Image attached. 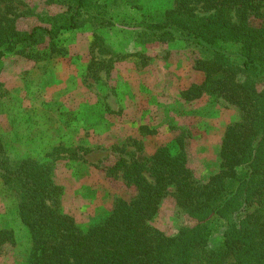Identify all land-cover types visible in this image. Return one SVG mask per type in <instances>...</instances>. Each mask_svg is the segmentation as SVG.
<instances>
[{
	"label": "rangeland",
	"instance_id": "rangeland-1",
	"mask_svg": "<svg viewBox=\"0 0 264 264\" xmlns=\"http://www.w3.org/2000/svg\"><path fill=\"white\" fill-rule=\"evenodd\" d=\"M176 1L88 0L80 26L54 39L65 53L35 59L8 52L0 59V141L6 154L12 161L50 162L62 187L61 208L81 228L106 217L117 197L134 193L116 164L120 158L141 161L152 178L153 151L172 145L181 129L194 177L205 182L219 169L223 133L239 118L238 109L207 93L193 99L181 94L202 79L194 63L205 53L179 38L147 40L139 34ZM66 9L47 0H0V13L15 17L21 30L50 27L49 17ZM50 43L47 36L26 50L48 52ZM151 222L170 235L196 219L168 194ZM0 227L12 228L16 239L2 247L0 264H30L28 230L1 178Z\"/></svg>",
	"mask_w": 264,
	"mask_h": 264
},
{
	"label": "trees",
	"instance_id": "trees-1",
	"mask_svg": "<svg viewBox=\"0 0 264 264\" xmlns=\"http://www.w3.org/2000/svg\"><path fill=\"white\" fill-rule=\"evenodd\" d=\"M47 1L67 5L49 17L50 27L21 30L15 17L0 13V59L8 52L35 59L65 53L54 39L61 30L80 26L88 0ZM139 34L147 40L179 38L205 53L194 63L202 79L181 94L193 99L207 93L238 109L239 118L223 133L219 169L205 182L194 177L187 133L181 129L172 145L160 144L153 151L152 178L141 161L119 159L116 164L134 193L128 199L117 197L106 217L84 229L61 208L62 187L52 178V164L12 161L0 141V178L13 192L28 230V262L264 264V0H177L159 19L145 22ZM47 36L48 52L26 50ZM168 194L196 219L170 235L151 222ZM15 242L14 230L0 227V251Z\"/></svg>",
	"mask_w": 264,
	"mask_h": 264
}]
</instances>
